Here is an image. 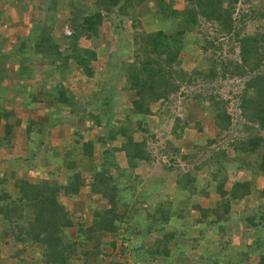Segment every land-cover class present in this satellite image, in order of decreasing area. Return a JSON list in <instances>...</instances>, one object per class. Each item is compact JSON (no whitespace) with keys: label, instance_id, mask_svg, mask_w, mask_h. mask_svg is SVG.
I'll return each mask as SVG.
<instances>
[{"label":"trees","instance_id":"trees-1","mask_svg":"<svg viewBox=\"0 0 264 264\" xmlns=\"http://www.w3.org/2000/svg\"><path fill=\"white\" fill-rule=\"evenodd\" d=\"M35 12L43 17H33L28 30L10 48L4 46L0 34V153L14 148L10 123L14 113L3 106L13 101L3 95L11 61L16 63L13 94L21 98V108L29 110L40 100L50 104L59 120L57 126L69 125L70 145H51L50 130L56 118H46L45 124L26 119L24 154L9 158L8 164L15 169L0 174V264H28L23 257L31 249L38 251L41 264H72L79 259L76 255L83 259L81 264H87L89 250L100 254L101 264L110 258L111 264L115 251L129 255L133 264H152L182 257L178 239L192 245L190 241L198 243L206 236L208 243L221 245L223 250L203 258V264H218L217 256L224 264H248L250 257L264 264V0H42ZM58 12L67 13L65 54L54 35ZM155 16L165 27L147 31ZM123 19L128 26H123ZM102 22L115 35L116 30H129L126 55L130 54L113 66L123 81L116 95L105 87V81L81 95L83 99L78 94L81 86L76 85L80 79L73 84L68 79L73 69L88 83L94 78L98 55L78 42L96 39ZM186 47L196 48L201 55L188 73L180 67ZM224 50L235 57H221ZM38 61L54 69H45L44 76L41 72L38 81L26 86ZM218 79L240 82L237 91L230 92L231 100L211 92H193L187 100L196 114L181 122L175 118L170 132L160 134L168 155L164 168L176 169L173 189L177 194L147 205L138 226L133 221L138 209L130 207L129 199L143 182L135 170L139 165L148 170L153 164L147 117L155 114L154 104L168 101L185 82L209 85ZM113 96L125 97V108L117 111L118 121L108 115ZM233 101L237 116L228 112ZM207 109L214 111L206 120L213 137L202 129L201 116ZM53 132L54 137L57 131ZM89 132L98 136L89 137ZM95 144L100 146L98 153ZM40 151L44 154L39 161ZM37 167L50 169L51 177L33 182L18 176L21 169L35 171ZM54 169L62 174L57 181L52 180L58 177ZM246 173V179H238ZM82 189H88L89 202L75 218L77 211L68 204ZM154 191L144 198L140 189L135 202L144 203L160 190ZM239 204L241 210H233ZM169 223H181L185 229L166 230ZM234 224L242 233L241 243L228 256L224 252L229 250ZM122 225L125 229L120 232ZM69 229L74 240L67 234ZM125 233L134 236V246L126 245ZM155 233L158 236L147 243L145 239Z\"/></svg>","mask_w":264,"mask_h":264},{"label":"rangeland","instance_id":"rangeland-1","mask_svg":"<svg viewBox=\"0 0 264 264\" xmlns=\"http://www.w3.org/2000/svg\"><path fill=\"white\" fill-rule=\"evenodd\" d=\"M163 1L165 2L166 0H163ZM41 2L42 0H11V1L0 0V34L3 36L2 42L7 49L14 42V38H9L11 34L17 33L21 35L23 32L28 30V25L31 23V20L33 17H35V19H39L43 17L42 13H36L37 11L35 12L36 7L40 5ZM55 15H56L57 20L55 22L56 24L54 27V35H56L57 41L60 44V52L62 54H65L66 53V51L64 50L65 45H66L65 35L68 32L64 29V22H65V17L67 16V13L58 12ZM122 24L123 26H128L129 22L123 19ZM164 24L165 23L160 21L158 17L156 16L151 17V20L149 23L150 26L148 25L146 29L147 31H152L158 28L165 27ZM246 30L252 31V27H247ZM130 35L131 33L129 32V30L128 31L116 30V35H115L114 32L111 30V28L109 29L108 24L105 22L104 23L102 22L100 30H99V36L96 39L87 38V39H81L78 42L79 46L81 47L94 49L98 55V60H97L98 63L94 64L93 66L95 75H94V78L90 80L89 83L86 82L85 79L82 78L80 75H78L77 71H75L74 69L72 70L73 72L71 73V76L68 79L70 81V84H73L75 79H80V82L76 83V85L81 86V93L78 91L80 98H83V96L81 95H84V96L87 95L88 92L92 88H94L95 85L99 86L102 82H105V81H107V83L105 84V87H107V89L111 92L114 91V94L116 95L115 92L121 88L123 81H122L121 75L116 74L117 72L115 68L117 67V61L121 60L122 58L127 57L128 54H130L128 53L126 55V52L130 48V42H131ZM5 37H7V39ZM115 48H117V51L114 52ZM123 50L125 51L124 53H123ZM184 51L187 55H183L180 67L182 68L183 71L188 73L192 69V67H194L198 63V61L201 58V55H200V52L196 48L189 49L188 47H186ZM234 52H236V49H234ZM116 54L118 55L116 56ZM220 56L234 58L235 54L231 55L224 50L222 51V54H220ZM41 62L43 63L39 64V61L34 62L33 77L30 79L29 82H26V86L28 85L32 86L35 80L38 81L39 78H41L39 77V74L43 72L45 69H54L52 65L48 66L44 63V61H41ZM114 64H115V68L113 67ZM9 65H10L8 66L9 79L6 82L8 84V87L6 88L5 93L3 95H5V98L9 100L12 98L13 101L12 102L9 101L3 104V106L4 108L8 110H12L14 113L13 114L14 116H12L10 119V123L13 126L12 138L14 139L13 140L14 148L11 151L0 153V174L4 170L15 169V166L8 164L7 160L9 158L22 157L24 154L23 151L26 145V140L23 135V126L27 118H32L34 120H37L41 124H45L46 118L48 117L52 116L53 118H56L55 120L52 121L53 126H52V129L50 130L51 135L49 136V141L51 142V145L52 146L56 144L62 145V146L70 145L69 143L70 139H68L69 125L65 124L62 129H60L61 127L57 126L56 122L59 120L56 115L53 116L55 113H54V110L51 108L50 104H48L47 102H42L40 100L39 103L36 102L37 104L36 103L31 104V108L29 110H24L21 108L19 104V102H21L20 100L21 98H17L13 94L15 90L17 89V86H16L17 80H15V76L13 74V71H15L14 67L16 63L14 61H11ZM44 75L45 74L43 72V76ZM6 83H3V84L5 85ZM239 83H240L239 81H234V82L228 81V80L221 81L220 79L214 82H210L209 85L202 84L200 82H194L193 84L185 85L187 84L185 82L180 86V88L178 89V91L175 92V94H172L171 98H169L168 101L163 102L159 100L156 104H154L153 107L156 109H153V108L152 109L154 110L153 113L155 114L153 116L147 117L148 132L150 135L153 136V139H149V137H147V145L150 150L151 156L153 158V164H152L151 169H148V170L143 169L139 165L138 168L135 170V174H139L142 176L143 182L142 184H139V185L135 184L136 189L134 191L133 196L129 199L130 207L133 206L134 208L136 207L138 209L139 214L133 218V221H135L138 224V226L142 225L143 213H144L143 209H145L147 205H154L156 200H158V198L159 199L164 198L167 200L173 199V197L177 194L176 191H174L173 189V182H174V178L176 174V169L167 170L164 168V166H167L168 164L166 161L168 158V155L165 152H163L165 149L166 143H165L164 138L162 136L160 137V134L161 133L167 134L170 132L171 126L173 125L175 118H177L179 122H181L183 117H190V114L191 115L196 114V112L194 113L192 109L189 107L188 105L189 102L187 100L188 98L191 97L193 92L195 93L200 92L202 94H208L211 92V93L218 95L222 99L231 100L230 92L237 91V89L240 86ZM123 99H125V97L123 96L122 97L113 96V99L110 102V105H109L110 108H109L108 115H110L113 120L118 121L120 119V114L117 111L120 109V107L125 108V106H122ZM23 101H25V99H23ZM40 102H42V104H40ZM233 105H234V101L228 105V112L230 114L237 116L238 111L235 110ZM187 109L190 112L189 114H188ZM213 113H214L213 110L207 109L206 112L203 114V116H201L202 129L203 131L206 132V134L209 137H213V130L211 129L210 123L206 122V120L209 121V118L213 115ZM2 123L3 122H1V124ZM234 126H236V123L233 120L232 128H234ZM53 131H57V133L55 132V134L57 135L54 137L52 134L54 133ZM88 134L90 135L89 137L98 136L96 135L98 134L96 132H89ZM1 135H2V130L0 127V136ZM137 139H139V135H137ZM172 146H174V144L171 145V148ZM94 147L97 150V153L100 152L99 145L95 144ZM211 147L213 148L214 146H211ZM43 154L44 153L40 151L37 154V160L41 158ZM181 167L184 168V166H181ZM54 170L55 171L53 172L55 174L58 173L57 174L58 177L52 180L57 181V178L59 177L62 178V174L60 173V171L58 172L57 169H54ZM18 172H19L18 174L19 177L22 176L23 178H26L29 181H33V182L38 181L41 178L51 177L50 169L45 170L43 168L40 169L38 167H37V170L35 171L34 170L31 171L28 169L25 171L21 169ZM237 177L238 179H246L248 175L247 173L239 174ZM137 186L139 188H137ZM257 186L261 187V183H259V181H258ZM156 188L159 189L160 191L158 193H155L156 194L154 195L155 197H152L151 199L147 198V201L144 203L137 204V202H135L137 201L135 200V196L140 189H143L142 197L145 198V197H148L149 194L151 197L152 194H154L155 192L154 190ZM87 192H88V189H82L79 197L76 198L72 204L71 203L68 204L71 210L74 209V211H77L75 212L76 215H74L75 218L79 217V214L82 213L81 211L82 210L84 211L85 208H87L88 206L87 204L89 202V199L86 197ZM200 203L202 205H205L206 201H204L203 199H200ZM91 206H95L94 203ZM241 207H243V205L239 204L237 207H234L233 210L240 211ZM193 214L194 216H196L195 213H192L191 215ZM181 223L180 224L169 223V226L167 225L165 229L169 230V228L176 227L180 231H182L184 226L180 228ZM182 225H184V223ZM186 225L189 226L188 223L185 224V226ZM124 226L125 225L121 226L120 232H122L125 229ZM232 230H233V233H232L233 235L230 238L231 242H229L230 243L229 250L224 252L225 254L227 253L228 256H230V254H235L230 250L237 248V246L241 243V237H242L241 235L242 233L239 231V227H237L236 224L233 225ZM67 234L71 240H74L75 238L74 232L71 229L67 231ZM196 234H197V227L195 228V231L193 232V236H196ZM157 236L158 234L155 233L151 237H149V239H145V241H147L148 243ZM124 238L128 239V242L126 243L128 247H132L137 243L134 236H132L131 234L125 233ZM205 239H207V236L206 238L203 237L202 240L198 243H193L190 241L192 245H190L188 242H186L183 239H178L177 245L182 247L180 250L183 253L182 257L180 258L173 257L172 259H167V261L165 262L163 261V259L156 260L157 262L152 263V264H203L202 262L203 258L210 259L208 258L209 256L215 257L214 256L215 253L221 252L223 250L221 245L210 244ZM195 246L198 250L194 248ZM88 247H90V244ZM117 247H118V243H117ZM130 253L131 252L129 251V254ZM112 254L115 257L114 259L115 261L112 260L111 264H115L116 262H118V264L119 263L120 264H133V261L129 255L128 256L126 254L119 255L118 252L116 251ZM76 256L79 259L76 261H73V263L81 264L83 259L81 260L79 255H76ZM98 256L101 257L100 254H98ZM216 259H218V264L225 263L223 259H221V256H217ZM110 260L111 258L109 259V261L105 260L104 263L107 264L108 262H110ZM249 260H250V263L248 264H256L254 262L253 257H250ZM236 261H240V259L236 258Z\"/></svg>","mask_w":264,"mask_h":264},{"label":"crops","instance_id":"crops-1","mask_svg":"<svg viewBox=\"0 0 264 264\" xmlns=\"http://www.w3.org/2000/svg\"><path fill=\"white\" fill-rule=\"evenodd\" d=\"M14 28V27H13ZM18 32V31H17ZM20 36V34H17V33H13V34H11L10 35V37L9 38H14V42L16 41V39L18 38ZM6 39H7V37H5ZM13 42V43H14ZM13 43L10 45V47L13 45ZM9 47V48H10ZM1 254H5V253H1ZM24 257L23 258H25L26 259V261H27V263L28 264H41V262H40V259H39V257H38V251L37 250H33V249H31V250H26V252L24 253ZM111 255H113V254H111ZM98 254H97V252L95 251L94 252V250L93 251H89V256H88V261H87V263L88 264H101L100 263V257L98 256ZM108 261H109V259H107ZM104 261H105V259H104ZM104 261H101L103 264H105L104 263ZM14 263V260H11V263ZM74 264V263H73ZM107 264H110V262H108Z\"/></svg>","mask_w":264,"mask_h":264}]
</instances>
